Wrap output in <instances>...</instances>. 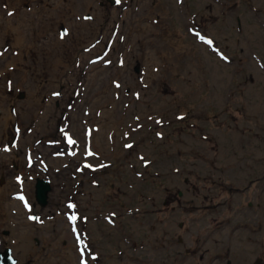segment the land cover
I'll return each mask as SVG.
<instances>
[{
	"label": "rangeland",
	"instance_id": "obj_1",
	"mask_svg": "<svg viewBox=\"0 0 264 264\" xmlns=\"http://www.w3.org/2000/svg\"><path fill=\"white\" fill-rule=\"evenodd\" d=\"M1 73L17 264H264V0H0Z\"/></svg>",
	"mask_w": 264,
	"mask_h": 264
},
{
	"label": "water",
	"instance_id": "obj_2",
	"mask_svg": "<svg viewBox=\"0 0 264 264\" xmlns=\"http://www.w3.org/2000/svg\"><path fill=\"white\" fill-rule=\"evenodd\" d=\"M112 4L116 3V0H109ZM51 189L49 180L42 177H37L34 185V197L37 203L41 206L47 204L48 191ZM16 259L11 255V249L5 248L3 252H0V264H15Z\"/></svg>",
	"mask_w": 264,
	"mask_h": 264
},
{
	"label": "bare ground",
	"instance_id": "obj_3",
	"mask_svg": "<svg viewBox=\"0 0 264 264\" xmlns=\"http://www.w3.org/2000/svg\"><path fill=\"white\" fill-rule=\"evenodd\" d=\"M22 1V0H21ZM58 8V7H57ZM56 8V9H57ZM53 12V11H52ZM33 16V15H32ZM61 16V15H60ZM61 23V22H60ZM63 23V22H62ZM45 24H46V22H45ZM61 26V25H60ZM57 28V27H56ZM51 29V28H50ZM49 30V29H48ZM58 30H59V28H58ZM43 31V30H42ZM47 33V32H46ZM39 34V33H38ZM39 37V36H38ZM51 38V37H50ZM34 39V38H33ZM39 39V38H38ZM58 39V38H57ZM54 40V39H53ZM59 40V39H58ZM35 41V40H34ZM41 41H42V39H41ZM20 42V41H19ZM43 42V41H42ZM4 43V42H3ZM63 43V42H62ZM61 43V44H62ZM4 45V44H3ZM23 45V44H22ZM2 47V46H1ZM25 47H26V45H25ZM3 48V47H2ZM17 48V47H16ZM18 48H20V46L18 47ZM38 48V47H37ZM34 49V48H33ZM42 49V48H41ZM45 49V48H44ZM24 50V49H23ZM37 50V49H36ZM64 50V49H63ZM29 52V51H28ZM21 53V52H20ZM37 53V52H36ZM43 53V52H42ZM6 54V53H5ZM4 54V55H5ZM22 55V54H21ZM50 55V54H49ZM25 56H27L30 60H33V54L31 53V54H25ZM17 57V56H16ZM40 57V56H39ZM49 57V56H48ZM7 58V57H6ZM12 58H13V56H12ZM15 58V57H14ZM21 58V57H20ZM24 58V57H23ZM22 58V59H23ZM40 59V58H39ZM60 59V58H59ZM42 61V60H41ZM44 61V60H43ZM46 61H47V59H46ZM51 61V60H50ZM13 62V61H12ZM21 62V61H20ZM33 62V61H32ZM57 62V61H56ZM55 62V63H56ZM22 63V62H21ZM11 64V63H10ZM9 64V65H10ZM19 64V63H18ZM50 64V63H49ZM16 65V64H15ZM26 65V64H25ZM31 66H34V64H30ZM28 66V65H27ZM54 66H55V64H54ZM57 66V65H56ZM15 67V66H14ZM43 67V66H42ZM11 68V67H10ZM25 68V67H24ZM22 69V68H21ZM34 69V68H33ZM27 69L25 68V70L24 71H22V79L25 77V75L27 76V74H29V72L28 71H26ZM41 70V69H40ZM9 71V70H8ZM3 72V71H2ZM32 72V71H31ZM40 72V71H39ZM38 73V72H37ZM16 75V77H17V70H12V71H10L9 72V75L11 76V77H13V75ZM56 75V74H55ZM2 77V73L0 74V78ZM27 78V77H26ZM31 78V77H30ZM34 78V77H33ZM6 79L7 78H5L4 79V81H6ZM28 80H29V77H28ZM101 80V79H100ZM1 81L3 82V80H0V83H1ZM12 81L14 82V80H13V78H12ZM24 82V81H23ZM23 85V84H22ZM28 87V86H27ZM31 90V89H30ZM4 91H6V89L4 90V89H0V93L1 92H3L4 93ZM7 97V96H6ZM112 102V101H111ZM113 103V102H112ZM111 103V104H112ZM25 104V103H24ZM37 105H39L38 103H36ZM114 104V103H113ZM22 106V105H21ZM32 106V105H31ZM28 107V106H27ZM35 108V107H34ZM5 114H6V112H5ZM27 116V115H26ZM7 119H11L10 118V116H5ZM12 117V116H11ZM13 120V119H12ZM6 121V120H5ZM2 122V121H1ZM3 125V124H2ZM1 125V126H2ZM1 135V134H0ZM4 154V153H3ZM2 154V155H3ZM1 155V154H0ZM4 193L2 192V190H1V188H0V220H1V217H3L4 216V214H6L5 212V208H4V206H3V198L5 197V195H3ZM16 247V246H15Z\"/></svg>",
	"mask_w": 264,
	"mask_h": 264
},
{
	"label": "trees",
	"instance_id": "obj_4",
	"mask_svg": "<svg viewBox=\"0 0 264 264\" xmlns=\"http://www.w3.org/2000/svg\"><path fill=\"white\" fill-rule=\"evenodd\" d=\"M163 90H165V89H163ZM184 120H186V119H183V120L181 119L180 121L182 122V121H184ZM189 122H190V121L186 122V123H187V126H192L191 123H189ZM193 122H194V121H193Z\"/></svg>",
	"mask_w": 264,
	"mask_h": 264
},
{
	"label": "snow or ice",
	"instance_id": "obj_5",
	"mask_svg": "<svg viewBox=\"0 0 264 264\" xmlns=\"http://www.w3.org/2000/svg\"><path fill=\"white\" fill-rule=\"evenodd\" d=\"M116 2H117V3H119V2H120V0H116ZM209 43H211V41H209ZM73 218H74V217H73Z\"/></svg>",
	"mask_w": 264,
	"mask_h": 264
}]
</instances>
